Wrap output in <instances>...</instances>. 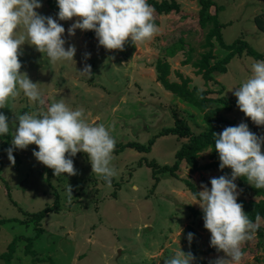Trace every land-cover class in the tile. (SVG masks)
I'll list each match as a JSON object with an SVG mask.
<instances>
[{"label":"rangeland","instance_id":"374dc122","mask_svg":"<svg viewBox=\"0 0 264 264\" xmlns=\"http://www.w3.org/2000/svg\"><path fill=\"white\" fill-rule=\"evenodd\" d=\"M176 1L179 11L154 13L159 32L151 41L136 48L129 40L122 51H108L99 46L96 36L90 39L80 29L70 36L68 29L77 18L60 21L56 0H40L42 7L35 11L51 16L65 28V48L74 45L76 53L74 61L53 65L27 43L20 49V71L39 83L45 104H33L21 94L10 101L11 109H0L8 118L11 134L9 141L0 140V255H5L0 264H165L176 250L192 251L186 240L190 229L201 250L212 248L203 211L195 204L198 196L190 185L198 195L202 185L210 190L212 178H231V169L225 173L217 166L192 172L181 161L175 174L158 172L163 165L176 161L175 152L188 140L158 133L174 126L177 119L193 133L205 125L199 112L160 85L154 64L158 58L167 60L171 81H179L178 71L191 79L189 88L208 89L212 99H236L235 88L250 76L251 64L264 60V31L254 20L259 16L264 21V0H212L210 12L218 8L216 19L223 41L231 44L242 38L263 58L235 56L225 73H214L215 80L207 83L193 66L207 50L203 45L208 27L199 25V1ZM180 38L184 47L168 55L166 48ZM212 50L218 59L227 54L216 41ZM85 65L91 66L90 76L80 73ZM59 100L73 110L83 108L90 124H103L109 129L115 140L111 164L117 171L111 188L92 174L84 153L71 157L77 172L74 176L65 173L55 177L52 169L34 157L33 152L38 151L34 144L25 150L14 149V164L8 159L7 149L12 147V135L18 127L16 116L46 110ZM219 105L209 103L210 107ZM221 115L236 120V126L246 123L254 134L264 137V126H256L237 105L223 109ZM150 140L153 143L148 150L127 145L147 146ZM261 150L264 153V144ZM209 162L208 152H201L198 163L202 166ZM238 181L234 183L239 195ZM69 185L73 194L70 202L66 194ZM45 208L48 210L44 214L36 215ZM255 225L260 234L256 231L243 246L241 264H264V220ZM224 255L198 254L195 260L205 258L215 264Z\"/></svg>","mask_w":264,"mask_h":264},{"label":"clouds","instance_id":"9594fccd","mask_svg":"<svg viewBox=\"0 0 264 264\" xmlns=\"http://www.w3.org/2000/svg\"><path fill=\"white\" fill-rule=\"evenodd\" d=\"M58 18L68 21L77 18L68 29L70 36L76 29L94 31L99 46L108 51L124 49L127 42L139 46L151 41L159 32L154 22V9L147 0H56ZM40 0H0V109L9 108L21 94L33 104L43 106L45 99L39 83H33L20 69V49L24 44L34 47L50 64L72 62L74 45L65 48L62 38L65 28L51 16L38 14ZM81 74H92L85 65ZM232 90V89H231ZM230 90V91H231ZM204 89H198V95ZM238 109L256 126H264V60L251 64V74L241 86L235 88ZM8 159L14 164V149L25 150L36 145L33 155L53 175L77 174L71 157L77 153L87 155L92 174L111 188L117 176L112 166L115 140L103 124H90L83 108L71 109L64 100L53 102L46 110L26 112L16 116ZM8 118L0 113V135L9 132ZM215 136L214 148L219 156V167L231 169V178L221 175L210 180V190L203 186L198 192V204L203 211L204 228L211 234L210 246L223 252L215 264H241L245 255L243 246L252 240L256 225L237 202V178H244L255 189H264V137L249 130L246 123L224 128ZM210 150L209 152H211ZM66 194L73 198L69 185ZM259 219V216L256 217ZM193 234H188L191 242ZM147 255V253H145ZM226 257V258H225ZM191 252L181 249L165 264H193Z\"/></svg>","mask_w":264,"mask_h":264},{"label":"trees","instance_id":"16d2710c","mask_svg":"<svg viewBox=\"0 0 264 264\" xmlns=\"http://www.w3.org/2000/svg\"><path fill=\"white\" fill-rule=\"evenodd\" d=\"M200 9L198 12V22L202 28L207 29L205 35V43L203 46L207 47V50L201 53L199 59L193 62V66L196 68V73L200 74L201 77L205 80V83L215 80L214 73H225L227 70V64L235 56H241L243 54L252 56L253 58L259 60L263 58L262 53L257 52L253 49L246 40L240 38L236 39L233 43L227 44L223 41V38L220 33V25L217 22L216 16L218 8L215 7V12H210V7L214 5L212 0H198ZM147 2L153 7L154 13L156 15L169 14L170 12H177L180 10V4L176 0H147ZM255 23L257 27L264 31V21L261 17H255ZM154 22L157 25L158 20L154 18ZM85 36L88 38L95 37L94 31H85ZM213 41H216L217 44L227 50V54L222 58H216L213 52ZM184 47L183 38L178 39L176 43H173L170 47L166 48V53L173 56L177 50H180ZM187 61H184L185 64ZM154 69L156 71V80L160 85L165 88L167 91L171 92L178 98V100L183 103L191 106L197 112L201 114L202 121L205 127L198 133H193L189 126L180 120L177 119L174 126L164 127L157 136L159 135H168L174 134L179 137H188V140L183 142L179 149L175 152L176 161L172 165H163L158 172H169L175 174L178 169L180 162L185 161L189 166L190 171H200L202 169H211L212 167H217L220 164L219 156L214 148L215 136L213 133H221L224 128L229 126H236V120H230L221 115L223 109L230 110L232 106L236 105V99L232 100L223 96H218L214 99L208 95L212 92L210 90H204L202 94L198 95V88L193 86L189 88V83L191 79L189 77L183 76L181 73L176 71V76L179 78V81H171L169 79L170 75V63L162 58H158L155 61ZM210 102H217L222 104V106L210 107ZM253 132L252 130H250ZM254 133V132H253ZM11 134L8 132L6 135H0V140L5 142L9 141ZM153 143V140H150L149 145H142L139 143H127L130 147H135L141 150H148ZM212 150L211 152H209ZM207 151L208 158L210 162L206 165H200L198 159L201 152ZM18 164V162H17ZM225 173L230 171V168H224L222 170ZM238 186L241 187L240 194L237 196V202L243 205L244 212L249 216V218L255 224L261 220H264V189H255L252 187L244 178H238ZM211 184V183H210ZM190 189L193 193L197 195V191L190 185ZM48 209L45 208L42 211L36 213V215L44 214ZM259 216L257 220L256 217ZM256 231L260 229L256 226ZM190 233H193L190 229ZM260 234V232H259ZM187 241L188 238L186 239ZM192 251H190L194 257L198 254H209L217 252L215 248H208L201 250L196 242L192 239L190 242ZM14 243L12 242L9 245V249L12 250ZM0 255V258H3ZM193 264H210L207 259H196L193 261Z\"/></svg>","mask_w":264,"mask_h":264}]
</instances>
